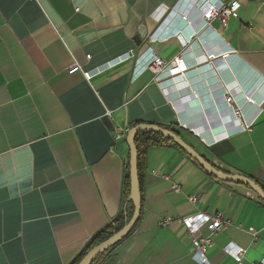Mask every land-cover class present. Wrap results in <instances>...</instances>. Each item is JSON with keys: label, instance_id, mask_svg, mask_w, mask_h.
<instances>
[{"label": "crops", "instance_id": "obj_1", "mask_svg": "<svg viewBox=\"0 0 264 264\" xmlns=\"http://www.w3.org/2000/svg\"><path fill=\"white\" fill-rule=\"evenodd\" d=\"M196 1L0 0V264H71L107 225L129 219L136 125L173 130L217 169L264 189V0H241L236 17L209 29ZM153 57H184L187 72L159 84ZM228 91L250 128L233 118ZM142 163L137 228L97 264H199L187 229L160 225L199 212L231 221L211 264H237L230 243L245 249L242 264H264L255 191L169 143L151 145Z\"/></svg>", "mask_w": 264, "mask_h": 264}, {"label": "built area", "instance_id": "obj_2", "mask_svg": "<svg viewBox=\"0 0 264 264\" xmlns=\"http://www.w3.org/2000/svg\"><path fill=\"white\" fill-rule=\"evenodd\" d=\"M196 2V8L202 11L203 19L206 22V29L211 28V26L208 25L215 19L226 24L230 18L238 15V10L241 7V0H219V3H215L213 0H197ZM111 65L112 63H109L110 67ZM80 68L79 65H73L69 72L71 74L75 73L79 71ZM147 68L154 74L155 80L161 84L165 80L184 75L187 72L188 65L184 57H177L170 62H166L158 57H153L149 61ZM101 72L102 70L98 69V71H95V75ZM85 75L88 79L94 76V74L89 72L85 73ZM224 99L226 105L232 112L233 118L236 119L238 125L241 126L240 128L242 130L250 128L251 123H243L244 110L242 106L237 103L233 93L229 91L226 92L224 94ZM245 100L248 104L253 103V99H251L250 96L245 97ZM175 190L176 192H180L179 187H176ZM197 201V197H191L192 203L195 204ZM173 222H178L187 229L192 240V258L199 264H211L207 256L208 250L213 247L215 237L231 225V221L223 213L211 215L204 212L195 213L182 218L168 217L161 220L160 225L164 227ZM203 230H206L207 233L204 234ZM250 233L254 237L258 234L255 229H250ZM225 251L233 257L237 264H242L246 252L244 248L235 243H230L225 247Z\"/></svg>", "mask_w": 264, "mask_h": 264}, {"label": "water", "instance_id": "obj_3", "mask_svg": "<svg viewBox=\"0 0 264 264\" xmlns=\"http://www.w3.org/2000/svg\"><path fill=\"white\" fill-rule=\"evenodd\" d=\"M139 133H154L171 141L183 150L188 156L196 161L208 174L227 182L242 184L255 191L264 201V189L255 180L240 174H229L217 169L202 157L192 146L184 141L175 131L168 130L156 125L140 124L130 129L127 142L130 147V197L128 203L134 205V213L131 219L126 220V224L118 232H115L109 239L94 247L79 264H93L103 253L123 241L137 225L142 210V195L139 179L138 149L135 144V137Z\"/></svg>", "mask_w": 264, "mask_h": 264}, {"label": "trees", "instance_id": "obj_4", "mask_svg": "<svg viewBox=\"0 0 264 264\" xmlns=\"http://www.w3.org/2000/svg\"><path fill=\"white\" fill-rule=\"evenodd\" d=\"M164 143L172 144L174 147H176L177 149L181 150L178 146H176L175 144H173L172 142H170L169 140L165 139L164 137H162V136H160L158 134H154V133H139L135 137V144H136L137 149H138V165H139V179H140L141 191H142V185H143V175H142V165H143V163H142V160H143L144 154L146 153L147 149L151 145L164 144ZM130 190H131V187H130V170L128 169V173H127V176H126L125 188H124L125 203H128V200H129V197H130ZM133 213H134V206L130 202V206L128 208L129 219H131V217L133 216ZM139 221H140V219H139ZM125 224H126V216H125V212H124L123 215L120 218L114 220L112 223H110L104 229H102L98 234H96L90 240V242L86 245V247L76 256V258L72 261L71 264H79L82 261V259L94 247L98 246L100 243H102V242L106 241L107 239H109L115 232H118L120 229H122ZM137 225L132 230V232L127 236V238H129L135 232V230L137 228ZM126 239H124L122 242H124ZM122 242L117 244L115 247L109 249L107 252L103 253L99 258H97L94 261L93 264H97L100 260H102L107 254L111 253L113 251V249H115Z\"/></svg>", "mask_w": 264, "mask_h": 264}, {"label": "bare ground", "instance_id": "obj_5", "mask_svg": "<svg viewBox=\"0 0 264 264\" xmlns=\"http://www.w3.org/2000/svg\"><path fill=\"white\" fill-rule=\"evenodd\" d=\"M246 93H247V94H246V97H249V96H250V98H252L250 92H246Z\"/></svg>", "mask_w": 264, "mask_h": 264}]
</instances>
